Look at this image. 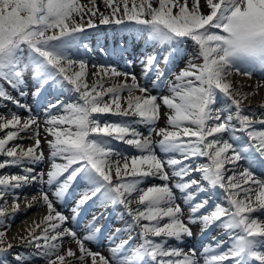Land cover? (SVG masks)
<instances>
[{"label":"snow or ice","instance_id":"obj_1","mask_svg":"<svg viewBox=\"0 0 264 264\" xmlns=\"http://www.w3.org/2000/svg\"><path fill=\"white\" fill-rule=\"evenodd\" d=\"M102 3L104 11L97 0H0V264H264V113L243 107L264 83L245 93L228 79L264 74V0ZM136 45L139 76L117 66L133 67ZM94 53L116 63H92ZM149 179L162 183L144 187ZM34 185L30 197L22 191ZM69 200L71 217L57 207ZM90 201L119 206L125 220L106 237L107 257L88 246L105 239L103 213L77 230ZM33 207L46 212L9 235ZM197 224L200 241L218 235L185 249ZM65 238L77 248L62 250Z\"/></svg>","mask_w":264,"mask_h":264},{"label":"rangeland","instance_id":"obj_2","mask_svg":"<svg viewBox=\"0 0 264 264\" xmlns=\"http://www.w3.org/2000/svg\"><path fill=\"white\" fill-rule=\"evenodd\" d=\"M87 2V0H81V3H86ZM97 4H98V6H99V8L102 10V11H104L105 10V8H104V5H103V3H102V0H97ZM201 4L203 5V0H201ZM191 5V0H189V6ZM202 10H204L205 12L207 11V9L206 8H203ZM107 28H109L108 26H103V25H101V26H99V31H100V33L102 34V33H104L105 31H106V29ZM111 31V30H110ZM89 40H86L85 41V43H92V44H94V41H95V31L94 30H92V31H90L89 32ZM108 41V43H106V44H111V40H107ZM189 43H191L190 45H192V42H189ZM187 47V46H186ZM195 51V49L193 48V46H192V52H189V53H193ZM188 59H189V57L188 56H186V57H184V59H181V60H183L182 62L183 63H181V62H179V65L177 66V72L179 71V69H181V68H183V67H185V64H186V62L188 61ZM90 61L92 62V63H97V64H100V63H105V62H107V63H110L109 61H110V59L108 58V57H106L105 56V59H103V58H101L100 57V53H99V55H98V53H96L95 55L93 54V55H91V58H90ZM194 63H197V64H199V63H201L202 61L200 60V59H196V60H194L193 61ZM134 64H135V69H134ZM122 71H124V70H127V71H129V69H126L125 68V66H123V69L122 68H120ZM132 70L139 76V74H140V72H141V66L139 65V63L136 61V63L133 61V67H132ZM88 71L91 73V72H95L96 71V69L95 68H92L91 67V64H90V66H89V69H88ZM257 72V71H256ZM234 76H237V75H232V76H230V77H228V79H230V80H232V81H234ZM240 76V75H239ZM253 77V76H252ZM247 80L249 79L248 77H245ZM93 77L91 76V75H89L88 77H87V80H88V82L89 83H91L92 81H93ZM123 77H120L119 78V80L120 81H123ZM128 82L129 83H131V80H128ZM258 82H261V83H264V80H261V79H259L258 80ZM112 83V81H108V85H110ZM239 85H243V87L241 88V91H243V92H245V93H247V92H250V91H252V90H250V89H248L247 87H245L246 86V84H243V83H241V84H239ZM107 86V85H106ZM259 92H260V96H258L257 94L256 95H252V96H250V97H248L247 99H245L244 101H243V106H244V108L246 109V110H252V111H254V112H256L257 114H260V113H264V108H260V107H258V105L260 104V102L262 101V100H264V86H262V87H260V89H259ZM14 95H15V93H13ZM125 95H126V93H125ZM51 98V97H50ZM61 98H63V99H65V100H67L68 99V97L67 96H64V97H61ZM22 102H24V101H22ZM27 103H29V104H31L32 102H33V98H32V96H31V92L29 93V96L27 97V101H26ZM7 108H9V109H13V110H15L14 109V106L11 104V103H8V105H7ZM162 111H164L163 109H161V119L159 120V122H158V124H157V130H159V128L160 127H165L166 126V122H165V118H164V116H163V112ZM22 117H25L26 115H27V113L26 112H24V111H20V113H19ZM40 118H41V120H43V118H44V114H43V112H41L40 114ZM108 119H118L117 117H111V116H108L107 117ZM142 132H144L145 133V135L147 134V132L143 129V128H141L140 129ZM0 135H2V133H0ZM23 135V134H22ZM41 139H42V147H44V151H45V154L47 155L48 154V149H47V145L46 144H44V141H43V130H42V136H41ZM49 139H51V137H49ZM153 139L154 140H156V139H159V137H156L155 138V135H153ZM16 143H22L23 144V146L25 147V148H27L28 146H30V144L32 143L31 141H29V140H24V141H16ZM120 146V145H119ZM120 149V148H119ZM121 151H126L125 149H120ZM113 159H115V157H113ZM57 162H62V161H57ZM199 162H206L203 158L199 161ZM119 163L122 165L123 163H124V160L123 159H120V161H119ZM44 169L45 171H47L48 170V168H49V163H48V161L46 160L43 164H41V165H39V166H37V171H39L40 169ZM18 171V169H16V168H8V169H5L4 170V172H11V173H14V172H17ZM162 183V181H160V180H158V179H149V180H147V182H146V184L145 185H143L144 187H147V186H149V185H153V184H161ZM35 186V185H34ZM36 189V188H35ZM58 207V209L61 211V208H60V206H57ZM131 207H133V208H135L136 207V203H135V199H133V203H132V205H131ZM101 207L100 206H97V209H100ZM187 209H185V213L187 212L186 211ZM64 213V212H63ZM65 215H67V216H69V217H71V215H72V213H71V211H68L67 213H64ZM21 217L19 216V214L15 217V219L14 220H16V219H20ZM185 218H186V216H185ZM100 222H101V220H100ZM102 224H100V227H101V225H102V228H105L106 229V231H109L110 232V230H111V234L115 231V229L116 228H118L116 225L118 224V222H110V228H108V226H109V223H108V225L107 226H103V222H101ZM84 229V228H83ZM197 229H200V225L199 224H197V225H194V226H192V231L193 232H195V233H198L197 232ZM83 232V231H82ZM81 232V233H82ZM125 238H127V236H121L120 237V239H125ZM117 243H120V240L117 242ZM114 246V245H113ZM67 248H72V249H76L77 248V245L75 244V243H72V242H68V238H65V242L63 243V246H62V250H66ZM93 251H100L103 255H105L106 257L107 256H109L110 254H109V251H107V248H105L104 250H102V249H99L98 247H96V246H94V247H92L91 248ZM14 251H20V249H14ZM26 251H30V249H28V250H26ZM77 255H79V253L77 252ZM68 259H72V258H68ZM41 264H43V262H41Z\"/></svg>","mask_w":264,"mask_h":264},{"label":"bare ground","instance_id":"obj_3","mask_svg":"<svg viewBox=\"0 0 264 264\" xmlns=\"http://www.w3.org/2000/svg\"><path fill=\"white\" fill-rule=\"evenodd\" d=\"M234 83L236 84H246L245 87H247L248 89L252 90L253 88H255L256 84H257V80L254 78L251 79H246L244 76H234ZM258 96H260V92H258L257 94ZM163 112V111H162ZM156 138V137H155ZM24 141V140H23ZM36 186H32V187H26L24 188L22 191L25 193L29 194V197L31 196V194L35 193L36 191ZM22 207H23V203H22ZM46 209L41 207V208H30L27 211H21L19 213V216L21 217L20 219H16L12 222V226H11V232L9 233V235L14 234L16 232H18L21 228H23L25 225L21 224V221H25L27 220V222H31L32 219H39L43 214H45Z\"/></svg>","mask_w":264,"mask_h":264}]
</instances>
